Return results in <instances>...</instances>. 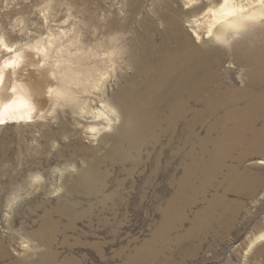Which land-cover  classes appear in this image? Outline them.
Here are the masks:
<instances>
[{"label":"rangeland","instance_id":"374dc122","mask_svg":"<svg viewBox=\"0 0 264 264\" xmlns=\"http://www.w3.org/2000/svg\"><path fill=\"white\" fill-rule=\"evenodd\" d=\"M173 1L0 0L7 99L28 100L25 88L33 95L29 111L0 120V264H264V112L247 114L260 91L240 102L237 116L226 115L238 107L226 91L245 89L252 69L231 66L226 87L200 90L204 101L192 100L187 120L172 128L157 95L162 103L150 112L160 113L163 131L154 139L148 129L128 159L110 152L123 125L120 99L143 86L131 57L140 61L147 35L158 40L159 15ZM179 1L184 25L206 10ZM263 31L264 18L238 36L256 40ZM213 103L229 108L212 117ZM182 196L197 203L168 242L153 247ZM216 201L222 223L193 229Z\"/></svg>","mask_w":264,"mask_h":264},{"label":"bare ground","instance_id":"6f19581e","mask_svg":"<svg viewBox=\"0 0 264 264\" xmlns=\"http://www.w3.org/2000/svg\"><path fill=\"white\" fill-rule=\"evenodd\" d=\"M182 1L185 9L199 3L200 8H206V10L198 15L200 18L190 19L184 25L181 19L186 17L187 12L180 9L179 0L173 1L172 6H166L159 15V26L162 28L157 32L158 40L154 39L153 34L141 39V44L136 49L141 57L140 61L138 62L132 55L131 62L133 58L134 63L139 66L140 72L137 78L143 86L127 93L126 96L123 94L124 97L120 99V104L123 105L120 109L123 125L118 130L117 141L110 150L114 158L116 154H120L124 159H128L131 154L137 153L147 142L144 133L148 129H155L156 133H153L152 137L154 139L157 137V131H163L161 126L164 123L160 113H155L154 110L150 112L155 102L162 103L161 100H163L168 103L171 114L169 126L172 128L174 122L187 120V106L192 100L204 101V93H198L200 90H207L210 93V90L216 89L217 83L226 87L228 80L233 77L232 72H228L231 66L234 69L238 65L252 69L254 79L246 81L245 89L238 90L231 87V90L226 91L225 97L232 100L234 105L238 104V107L232 112H226V115L237 116L240 102L246 97H251L254 91H260V93L254 104L247 107V114L256 116L264 112V91L261 92L264 84V31L261 38L255 37L256 40L238 36V31L245 24L256 23L264 18V0ZM145 23L147 30L152 31L153 23L151 21ZM185 27H191V30L188 31ZM203 39L218 40L228 45V48L211 46L210 43L204 45ZM228 62H230L229 66ZM5 77V74H0V120L9 122L8 120L12 121L30 110L26 103L28 100L33 103V95L28 88H25L28 100L9 101L8 87H6L8 82H6L7 78L4 81ZM237 79L242 81V77ZM92 83L95 85V82ZM139 88L141 89L138 90ZM218 100H224V98L219 97ZM228 108V106H217L213 103L207 112L213 117ZM204 116V114L201 115V117ZM98 117L108 119L103 112H99ZM249 117L253 118V116ZM188 125L193 129V125L189 122ZM107 126L110 128L109 120ZM233 146L237 147V144ZM233 146H231L232 149H234ZM226 156L222 150H219L216 160H219V164H223ZM231 176L235 178L238 174L234 172ZM196 203V199L187 200L183 196L173 202L166 215L165 225L154 238L153 247L163 244L164 241L168 242L177 226L186 221L187 211ZM220 203L222 212H225L228 206L227 201L221 199ZM216 204L217 201L208 205L205 212L198 216L193 229L200 222L203 223L206 231L222 223L223 213L218 214Z\"/></svg>","mask_w":264,"mask_h":264}]
</instances>
